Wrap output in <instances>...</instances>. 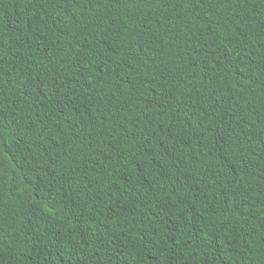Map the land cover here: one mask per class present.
<instances>
[{
  "label": "trees",
  "instance_id": "obj_1",
  "mask_svg": "<svg viewBox=\"0 0 264 264\" xmlns=\"http://www.w3.org/2000/svg\"><path fill=\"white\" fill-rule=\"evenodd\" d=\"M0 264H264V0H0Z\"/></svg>",
  "mask_w": 264,
  "mask_h": 264
}]
</instances>
